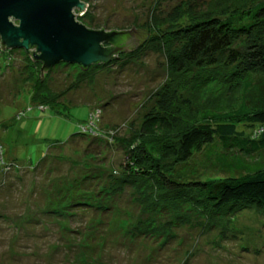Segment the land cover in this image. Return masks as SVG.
I'll return each mask as SVG.
<instances>
[{
    "label": "rangeland",
    "instance_id": "1",
    "mask_svg": "<svg viewBox=\"0 0 264 264\" xmlns=\"http://www.w3.org/2000/svg\"><path fill=\"white\" fill-rule=\"evenodd\" d=\"M151 2L92 0L94 9L86 5L84 12L97 29H134L138 44L150 33L139 26ZM84 12L74 11L76 18ZM18 51L10 61L0 51V264H264V215L252 209L214 214L188 195L150 185L125 183L112 194L125 148L168 80L162 56L99 65L94 84L76 90L77 65L53 66L51 89L72 90L61 117L32 104L29 87L40 67ZM208 72L193 67L195 91L183 93L193 98L195 123L209 114L214 122L243 98L241 86L227 91L218 72L199 77ZM94 107L101 108L97 123L112 143L69 140Z\"/></svg>",
    "mask_w": 264,
    "mask_h": 264
},
{
    "label": "trees",
    "instance_id": "2",
    "mask_svg": "<svg viewBox=\"0 0 264 264\" xmlns=\"http://www.w3.org/2000/svg\"><path fill=\"white\" fill-rule=\"evenodd\" d=\"M81 1L87 10L94 9L92 0ZM175 1L165 7L166 0H152L145 22L139 26L149 28L150 33L137 45H129L133 38L130 29L105 31L111 38L102 48L111 60L87 68L77 66L81 72L75 90L84 83L94 84L97 73L93 70L99 65L120 61L125 67L152 52L165 60L168 80L155 93V103L125 148V161L114 179L112 194L119 193L125 183L130 187L150 185L158 191L188 195L214 214L252 209L264 215V0ZM77 20L90 30H105L97 29L86 12ZM3 51L7 61L19 52ZM24 53L30 65L40 67L29 87L32 104L65 117L67 95L72 90L51 89L52 67L44 70L33 55ZM193 67L209 71L200 78L214 79L213 72L220 73L216 74L218 80L225 76L227 91L241 86L243 98L238 109L214 122L209 114L195 123L193 98L183 95L184 90L195 91L189 85ZM98 112L102 114L101 108L94 107L69 140L90 137L111 144L110 132L100 130L96 121L90 126L94 135L81 130ZM0 128H4L2 124ZM193 195L196 197L191 198Z\"/></svg>",
    "mask_w": 264,
    "mask_h": 264
},
{
    "label": "water",
    "instance_id": "3",
    "mask_svg": "<svg viewBox=\"0 0 264 264\" xmlns=\"http://www.w3.org/2000/svg\"><path fill=\"white\" fill-rule=\"evenodd\" d=\"M85 9L81 0H0L1 48L33 55L44 70L59 63L87 68L108 62L111 56L102 46L111 35L81 24L74 11ZM131 32L134 36V29ZM129 45H137V40L132 38Z\"/></svg>",
    "mask_w": 264,
    "mask_h": 264
},
{
    "label": "built area",
    "instance_id": "4",
    "mask_svg": "<svg viewBox=\"0 0 264 264\" xmlns=\"http://www.w3.org/2000/svg\"><path fill=\"white\" fill-rule=\"evenodd\" d=\"M0 51L3 52V49L1 48V43H0ZM30 52H36V49L35 48H32V49H30ZM99 114H100L99 112L96 113V114H93L92 117H91V121L89 122V124L87 126H85V127H82L81 130L83 132H88V133L94 135L96 132H94L90 128V126H93V122L92 121H96V122L99 121V119H98L99 118Z\"/></svg>",
    "mask_w": 264,
    "mask_h": 264
},
{
    "label": "clouds",
    "instance_id": "5",
    "mask_svg": "<svg viewBox=\"0 0 264 264\" xmlns=\"http://www.w3.org/2000/svg\"><path fill=\"white\" fill-rule=\"evenodd\" d=\"M30 49H32V48H30Z\"/></svg>",
    "mask_w": 264,
    "mask_h": 264
}]
</instances>
